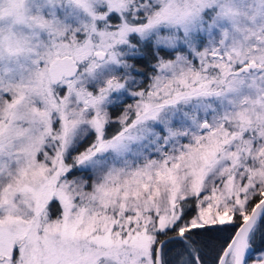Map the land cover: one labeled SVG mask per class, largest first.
<instances>
[{"label": "snow or ice", "instance_id": "6c2138e0", "mask_svg": "<svg viewBox=\"0 0 264 264\" xmlns=\"http://www.w3.org/2000/svg\"><path fill=\"white\" fill-rule=\"evenodd\" d=\"M0 264H264V0H0Z\"/></svg>", "mask_w": 264, "mask_h": 264}]
</instances>
